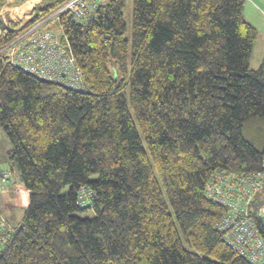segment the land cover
Listing matches in <instances>:
<instances>
[{"label": "trees", "instance_id": "trees-1", "mask_svg": "<svg viewBox=\"0 0 264 264\" xmlns=\"http://www.w3.org/2000/svg\"><path fill=\"white\" fill-rule=\"evenodd\" d=\"M66 1L39 0L20 29L0 22V49ZM131 1L129 71L127 0L48 24L67 39L81 89L0 52V130L28 194L0 264H248L217 231L225 209L205 195L214 172L259 171L264 156L242 133L264 119L246 0ZM90 208L94 218L76 215Z\"/></svg>", "mask_w": 264, "mask_h": 264}, {"label": "built area", "instance_id": "built-area-1", "mask_svg": "<svg viewBox=\"0 0 264 264\" xmlns=\"http://www.w3.org/2000/svg\"><path fill=\"white\" fill-rule=\"evenodd\" d=\"M16 0H0L2 8ZM102 0H67L49 17L26 29L0 49L11 64L46 82L72 89L83 88L81 71L68 41L48 24H58L62 15L77 23L90 19ZM30 12H26L25 16ZM30 16V15H29ZM12 169L0 168V192L12 183ZM205 195L222 206L225 214L216 228L236 258L248 264H264V156L261 169L242 174L219 170L205 185ZM90 191L80 189L78 203H89ZM0 212V251L12 233Z\"/></svg>", "mask_w": 264, "mask_h": 264}, {"label": "rangeland", "instance_id": "rangeland-1", "mask_svg": "<svg viewBox=\"0 0 264 264\" xmlns=\"http://www.w3.org/2000/svg\"><path fill=\"white\" fill-rule=\"evenodd\" d=\"M33 0H16L9 4L7 7L2 8L3 4L0 2V22L4 26L22 28L27 22L24 20L25 13L27 12L26 6ZM28 2V3H27ZM39 2V0H38ZM253 0H246V8ZM36 4V3H35ZM34 5V4H33ZM32 5V6H33ZM131 11L132 1L127 0L125 9L123 11V18L126 23L125 39L128 42V71L130 70V53H131ZM246 19L258 28L254 19H252L247 10L245 9ZM262 27V24H260ZM55 33L57 29L53 30ZM264 31V30H263ZM264 63V36H257V40L253 46L249 66L251 69H258ZM243 137L252 143L255 148L260 151L264 148V119L251 118L243 126ZM10 149V143L5 137L4 133L0 130V168L12 169V184L0 192V212L6 223L15 228L20 225L24 211L27 207L28 194L25 187L20 183L18 177L17 165L8 160L7 152ZM66 192V190H64ZM81 218L92 219L96 216L93 209L76 213Z\"/></svg>", "mask_w": 264, "mask_h": 264}, {"label": "crops", "instance_id": "crops-1", "mask_svg": "<svg viewBox=\"0 0 264 264\" xmlns=\"http://www.w3.org/2000/svg\"><path fill=\"white\" fill-rule=\"evenodd\" d=\"M37 2H38V0H33L24 9H26L27 12L28 11L30 12L32 5L35 4V3H37ZM246 5L247 4L245 2V6ZM245 6H244V9H243V16H244V18L246 17V15H245V9H246L247 10V13L249 14V16L252 19L255 20V22H256V24L258 26V28L255 27L257 29L258 36H264V31H263L264 30V0H253V3H249L248 8H246L247 6L246 7ZM29 15L24 16V20H26V21L29 20L30 19V16ZM246 20L248 21V19H246ZM248 22L250 23V21H248ZM260 24H262V27H260ZM7 187H9V186H7Z\"/></svg>", "mask_w": 264, "mask_h": 264}]
</instances>
